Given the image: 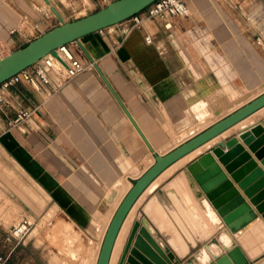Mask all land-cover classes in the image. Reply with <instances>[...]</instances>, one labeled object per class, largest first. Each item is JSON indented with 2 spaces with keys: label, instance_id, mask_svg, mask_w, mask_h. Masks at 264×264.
I'll use <instances>...</instances> for the list:
<instances>
[{
  "label": "crops",
  "instance_id": "obj_1",
  "mask_svg": "<svg viewBox=\"0 0 264 264\" xmlns=\"http://www.w3.org/2000/svg\"><path fill=\"white\" fill-rule=\"evenodd\" d=\"M183 1L189 10L186 17L147 20L141 28L131 30L126 22H120L105 28L103 36L94 32L80 38L76 46L68 45L73 57L91 63L92 68L50 96L32 93L24 84L9 89L18 96L21 107L34 110L28 123L16 129L5 128L8 118L14 116L12 111L0 116V151L15 173H3L0 178L4 181L7 175L13 180L12 198L4 194L2 183L0 193L16 206L1 205L0 213L19 212L21 205L33 214L61 213L67 221H57L49 231L71 227L79 248H71L74 258L57 251L62 257L52 254V264L76 259L78 264H95L116 206L152 164L151 152L93 64L156 154L167 153L179 145L183 135L198 134L264 92V47L255 43L259 38L264 45V0ZM41 12H31L24 0H0V46L14 51L58 25L55 17ZM71 13L63 12L65 20ZM164 24L170 28L165 29ZM145 35L150 36V44L144 42ZM237 92L245 96L244 103L238 105L235 98L226 107L220 105ZM250 93L253 95L247 97ZM262 110L264 107L254 112L260 111V116L238 132L257 122L264 127ZM238 132L224 139L238 140ZM175 141L178 145L172 146ZM238 142L264 175L261 161ZM183 158L163 170L133 203L117 234L109 264H117L132 224L141 220L177 264H206L223 252L217 237L227 229L186 170L197 156L186 162ZM227 178L243 197L229 175ZM25 186L44 203L40 210L34 204L28 203L32 209L25 205L21 189ZM47 202L51 204L48 207ZM0 221V256L9 264H48L32 252L26 258L18 257L20 242L6 241L8 232ZM75 229L87 238L85 257L79 256L82 240ZM227 233L246 264H264V221L259 214L238 232ZM96 236L100 242L94 244L91 239Z\"/></svg>",
  "mask_w": 264,
  "mask_h": 264
},
{
  "label": "water",
  "instance_id": "obj_2",
  "mask_svg": "<svg viewBox=\"0 0 264 264\" xmlns=\"http://www.w3.org/2000/svg\"><path fill=\"white\" fill-rule=\"evenodd\" d=\"M43 1L48 4L47 0ZM153 1L155 0H113L104 7L92 13L83 14L71 21H64L53 7H49L57 19L58 25L30 40L22 47L8 52L0 59V84L48 53L55 56L56 48L77 42L85 35L123 22L142 11ZM93 67L153 158L152 164L131 184L120 199L105 228L95 264H108L118 231L140 194L175 161L264 107V92L167 153L156 154L95 64ZM237 138L264 166V127L257 122L249 129L238 132ZM238 140L235 137L223 138L208 147L210 148L208 151L198 154L197 158L186 166L193 182L216 211L229 233L238 232L243 225L250 223L256 214H259L264 221V175L253 160H250L249 155L243 151ZM226 174L242 191L243 197L239 195ZM139 224H141L140 227ZM227 231L222 230L217 237L223 252L213 256L206 264L247 263L242 251L235 245ZM221 236L228 237L227 244L222 242ZM117 264H177V262L173 260L172 254L165 251L153 237L145 221L141 220L132 224Z\"/></svg>",
  "mask_w": 264,
  "mask_h": 264
},
{
  "label": "built area",
  "instance_id": "obj_3",
  "mask_svg": "<svg viewBox=\"0 0 264 264\" xmlns=\"http://www.w3.org/2000/svg\"><path fill=\"white\" fill-rule=\"evenodd\" d=\"M88 4H81V10L84 12L96 11L113 0H87ZM188 15L187 6L183 0H155L142 11L123 21L127 23L129 30L141 28V24L147 20H164L165 18H183ZM165 29L170 28L169 24H164ZM34 30L39 33L34 25ZM103 30L97 31L103 36ZM10 31V33H12ZM143 40L146 44H150L149 35H145ZM255 43L262 48L259 38H255ZM75 45L71 42L67 45L58 47L54 50L55 56L49 53L39 59L37 62L20 71L19 73L8 78L0 84V116L6 117L7 112L12 111L13 117L8 118L5 123L6 130L16 129L26 123L31 116L32 111L21 107L19 98L16 94H11L9 89L17 84H24L32 93H40L47 96L55 93L61 86L67 83L83 71L92 68V64L83 62L81 59L73 57L68 51V45ZM8 54L3 47L0 46V59ZM29 223L22 219L17 227H12L6 237V241L14 240L20 242L27 234ZM0 264H9L6 257L0 256Z\"/></svg>",
  "mask_w": 264,
  "mask_h": 264
},
{
  "label": "rangeland",
  "instance_id": "obj_4",
  "mask_svg": "<svg viewBox=\"0 0 264 264\" xmlns=\"http://www.w3.org/2000/svg\"><path fill=\"white\" fill-rule=\"evenodd\" d=\"M24 2L31 9V12L33 13L38 12L37 14H40L39 12L41 10L43 12H46L47 16L54 17L53 13H51V11L48 10L46 6H44L41 0H24ZM51 3L52 5H54L56 10L62 13L63 18H64L63 12L70 13V11L72 10L71 16L68 18V20H65L64 18V21H71L81 17V15L83 14L92 13V12H84L81 10V4L83 3L88 4L87 0H51ZM43 12H41L42 16L44 15ZM173 145H176V143ZM0 162L2 163V164L0 163V178L3 177V175H1L3 173L15 174L14 171L8 167V164H10L9 159H7L1 151H0ZM7 178H9V176L4 175V181L3 180L1 181L0 179V186L4 184V191H3L4 194L6 196L9 194V197L12 198V195L10 193L15 191V187L11 186L13 185V180H8ZM19 183H20L19 185L22 186V182L20 181ZM26 187L27 186H25L24 189L21 187L23 197L25 198V199L23 198L25 205H29L28 203L34 204L36 209L40 210L44 203L43 202L39 203L36 197H33V195L29 193ZM6 196H3V194L0 193V206L4 205V206H10V208L12 207L13 209L16 208L15 204ZM50 205L51 204L47 202L46 207ZM20 207L21 210H19V212H16L15 210L12 209L7 212H5L4 210L3 213H0V219L3 221V227L5 232L9 233L12 226L17 227L22 219H25L29 223L27 234L21 239L20 243L17 245L16 248L18 257L24 256V258H26L30 256V253L32 252L35 255L39 256L44 262L48 264H52L50 261V257L52 256V254L55 253L57 254V251L58 252L60 251L61 255L74 258L75 255H73L71 248L73 247L79 248V245H76L77 236L74 233V230L69 226H65L64 230H61L57 227L52 229V231H49V228L53 227L57 221H60L61 219L67 221L61 213L56 211V213L52 214L51 217H47V215L49 216V213L51 211L49 213L46 212L45 214L44 211L33 214L32 212H27L28 209L25 208L23 205H21ZM30 209H32L31 206ZM40 217H42L41 220ZM50 221L51 224L49 226L48 223ZM34 223L36 224L35 227H34ZM61 232H64L65 234L61 235L60 234ZM72 232L73 234L70 236V233ZM66 233H68V235H66ZM77 233L79 234L82 240L81 241L82 247H81V251L79 252V256L85 257L86 249H87V245H86L87 238L81 232L77 231ZM91 240L93 241L94 244L100 242L98 236L93 237V239ZM22 244L24 245L22 246ZM57 255L60 258L62 257L59 254ZM67 261L69 264H78V259L70 260V261L67 260ZM28 263L31 264L32 262L28 261Z\"/></svg>",
  "mask_w": 264,
  "mask_h": 264
},
{
  "label": "bare ground",
  "instance_id": "obj_5",
  "mask_svg": "<svg viewBox=\"0 0 264 264\" xmlns=\"http://www.w3.org/2000/svg\"><path fill=\"white\" fill-rule=\"evenodd\" d=\"M42 1V3L44 4V6H46V8L48 9V10H50L49 9V7H53L54 9H55V7H54V5H52V3H51V0H47L48 1V4H45V2L43 1V0H41ZM85 2V1H84ZM56 3H57V1H56ZM61 3V2H60ZM87 3H88V1H87ZM83 4H85V3H83ZM56 10V9H55ZM56 12L60 15V17L64 20V18L62 17V15H61V13H60V11H58V10H56ZM187 12H189V10H188V7H187ZM52 13V12H51ZM262 88H264V87H262ZM263 91H264V89H262ZM251 95H253V94H247L246 96L247 97H250ZM237 99L239 102L237 103L238 105H239V103H241V102H243V99L245 98V96H243L241 93H239V92H237L236 94H234V95H228L225 99H223V101L220 103V105L222 106V107H226V105H227V103H229L232 99ZM252 98V97H251ZM236 99H235V101H236ZM246 99H248V98H246ZM250 99V98H249ZM246 101V100H245ZM248 101V100H247ZM234 102V101H233ZM233 102H232V104H233ZM231 103V102H230ZM236 103V102H235ZM244 103V102H243ZM237 104H235V105H237ZM237 105V106H238ZM228 106V105H227ZM231 107H234L235 108V106H232V105H230ZM217 108V107H216ZM223 109V108H222ZM217 111H219V110H217ZM231 111V110H230ZM262 111H264V110H262ZM229 112V111H228ZM262 114V113H261ZM260 116V111H259V113H256V114H253V115H251L250 117H247V118H245L244 120H242V121H240L239 123H237V124H235L234 126H232L231 128H229L228 130H226V131H224L223 133H221L220 135H218V136H216L215 138H213V139H211L210 141H208V142H206L205 144H203L202 146H200V147H198L197 149H195V150H193V151H191L190 153H188V154H186V156H184V158L183 159H181V161L182 162H186V161H189L191 158H193V157H195V156H197L198 154H200L201 152H203L205 149H207L208 147H210V146H212L213 144H215L216 142H218V141H220V140H222L223 138H225L226 136H228L229 134H231V133H236V132H238L240 129H242V128H244L245 126L247 127L249 124H252L253 123V121H254V119L256 118V117H259ZM204 119V118H203ZM214 119V118H213ZM207 120V119H206ZM205 120V121H206ZM212 120V119H211ZM191 132H193V131H191ZM186 134V133H185ZM192 134H195V133H189V134H186L185 136L183 135V138H180V140H182V139H187V138H189ZM180 140H178L179 141V144L181 143L180 142ZM178 141H175L173 144H175L176 143V145H178ZM172 144V143H171ZM173 144H172V146H173ZM175 145V146H176ZM182 158V157H181ZM179 160V159H178ZM148 161V160H147ZM153 162V158L152 159H150V162H149V164H151ZM179 162V161H178ZM181 162V163H182ZM181 163H180V166H181ZM182 164H184V163H182ZM177 168V167H176ZM182 177V176H181ZM182 178H184V177H182ZM184 182H185V180H184ZM180 183V182H179ZM182 183V182H181ZM180 183V184H181ZM184 184V183H183ZM186 185V184H185ZM175 186V185H174ZM179 186H181V185H179ZM196 201V200H195ZM196 207V206H195ZM50 212V211H49ZM48 212V213H49ZM54 214V213H53ZM51 215H52V212H50L49 213V216L47 215V217H51ZM254 222V221H253ZM126 224V223H125ZM126 226V225H125ZM125 228V227H124ZM119 232V231H118ZM117 237V236H116ZM116 240V239H115ZM223 240H224V242L227 244L228 243V237L227 236H224L223 237ZM115 242V241H114ZM114 246V245H113ZM112 251H113V248H112ZM112 251H111V253H112ZM204 254V250L202 251V253H201V256ZM114 256V255H113ZM110 257H111V255H110ZM113 260V259H112ZM112 260H110V258H109V261H112ZM109 264V263H108Z\"/></svg>",
  "mask_w": 264,
  "mask_h": 264
}]
</instances>
